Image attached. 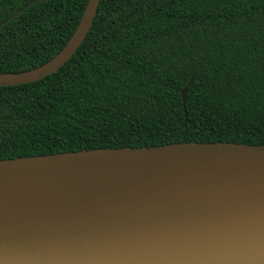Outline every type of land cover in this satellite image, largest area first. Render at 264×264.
<instances>
[{"label":"trees","instance_id":"16d2710c","mask_svg":"<svg viewBox=\"0 0 264 264\" xmlns=\"http://www.w3.org/2000/svg\"><path fill=\"white\" fill-rule=\"evenodd\" d=\"M86 2L0 0V73L51 59ZM209 142L264 145V0H100L61 67L0 87V160Z\"/></svg>","mask_w":264,"mask_h":264},{"label":"water","instance_id":"95a60500","mask_svg":"<svg viewBox=\"0 0 264 264\" xmlns=\"http://www.w3.org/2000/svg\"><path fill=\"white\" fill-rule=\"evenodd\" d=\"M99 1L87 0L51 59L0 73V87L61 67ZM50 157L66 166L30 192L0 195V264H264V145L170 143L0 163Z\"/></svg>","mask_w":264,"mask_h":264},{"label":"bare ground","instance_id":"6f19581e","mask_svg":"<svg viewBox=\"0 0 264 264\" xmlns=\"http://www.w3.org/2000/svg\"><path fill=\"white\" fill-rule=\"evenodd\" d=\"M62 157L0 163V195L17 197L34 190L66 166Z\"/></svg>","mask_w":264,"mask_h":264}]
</instances>
